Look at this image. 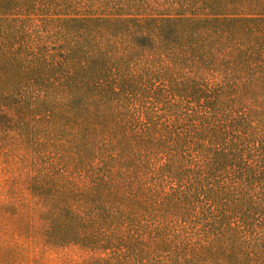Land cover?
<instances>
[{
  "label": "trees",
  "instance_id": "16d2710c",
  "mask_svg": "<svg viewBox=\"0 0 264 264\" xmlns=\"http://www.w3.org/2000/svg\"><path fill=\"white\" fill-rule=\"evenodd\" d=\"M259 92L264 0H0V264H264Z\"/></svg>",
  "mask_w": 264,
  "mask_h": 264
},
{
  "label": "rangeland",
  "instance_id": "374dc122",
  "mask_svg": "<svg viewBox=\"0 0 264 264\" xmlns=\"http://www.w3.org/2000/svg\"><path fill=\"white\" fill-rule=\"evenodd\" d=\"M244 106L247 108L250 107V110H251L250 122L252 123V126L262 127L261 125L263 124V121H264V94L259 92L258 96H255V98L253 99V102L252 101L250 102V100H245ZM260 121H262V123H260ZM191 234H188V235L191 236ZM179 240H180V244L178 241L177 245H179V247H182L183 243H185L184 236H181ZM186 243H190L191 245L194 244L195 247H197L198 243L199 244L205 243V241H201V236L199 235V233H197L195 235L192 234V237L191 238L189 237ZM1 253H2V249H0V255ZM189 259L191 260V262L193 261L192 257H189L188 255L182 258L181 264H188L187 262Z\"/></svg>",
  "mask_w": 264,
  "mask_h": 264
}]
</instances>
